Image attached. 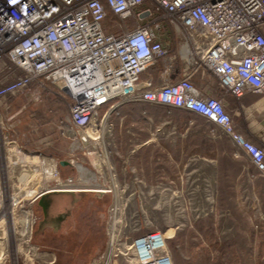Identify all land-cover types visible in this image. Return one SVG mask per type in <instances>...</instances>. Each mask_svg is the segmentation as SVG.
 <instances>
[{"label": "built area", "instance_id": "built-area-1", "mask_svg": "<svg viewBox=\"0 0 264 264\" xmlns=\"http://www.w3.org/2000/svg\"><path fill=\"white\" fill-rule=\"evenodd\" d=\"M110 13L117 28L124 29L123 23L134 15L136 19L116 34L105 24ZM171 35L175 45L170 44ZM158 61L160 73L142 80ZM197 75L201 83L195 82ZM41 79L70 99L69 113L59 125L60 134L72 142L65 166L73 169L76 164L81 179L93 178L73 153L100 149L102 166L94 167L102 182L92 183L89 190L114 195L108 221L113 235L97 264H111L116 257L128 264H175L165 230L148 229L130 199L169 187L130 172L135 147L121 154L113 134V115L120 114L122 104L143 101L200 114L215 125L212 136L227 135L236 156L248 158L256 169L253 178H264V147L238 132L223 100L211 94L219 89L239 101L252 92L264 95V0H0V115L8 96L42 84ZM4 129L3 148L5 142L15 144L20 155L38 156L29 166L21 165L16 206L22 208L29 184H36L32 194L24 195L31 201L75 185L70 176L62 181L60 160L28 154ZM162 132V127L151 130L150 140ZM115 155L122 159L123 173ZM26 170L29 178L22 189ZM37 183L43 185L39 191ZM131 206L137 213L131 214L132 228L127 215ZM257 208L264 220L260 202ZM254 245L249 263L243 264H264V254Z\"/></svg>", "mask_w": 264, "mask_h": 264}, {"label": "rangeland", "instance_id": "rangeland-1", "mask_svg": "<svg viewBox=\"0 0 264 264\" xmlns=\"http://www.w3.org/2000/svg\"><path fill=\"white\" fill-rule=\"evenodd\" d=\"M135 19L136 15L126 22ZM116 21V19L107 20L106 27L110 32L121 34L124 30L115 26ZM170 38V44L175 45L174 36L171 35ZM154 67L161 70L162 61L151 66L141 79L145 80L149 74L155 73ZM41 82L42 84L35 82L27 90L6 98V103L1 109L0 128L2 131L3 126L7 127L3 134L9 139L17 138L18 144L28 154L38 153L46 157H56L60 161L67 160L72 154V142L60 134L59 125L69 113L70 99L49 81L41 79ZM113 134L116 138L115 131ZM116 143L118 144L117 139ZM109 147L114 153L115 143L112 142ZM99 150L90 147L73 153L78 163L90 168L93 178L81 179L76 164L73 165V169L69 167L61 169L64 183L69 176L74 178L75 185L66 187L78 188L79 191L59 192L52 195L50 193L51 216L62 211L60 218H46L44 204L47 195L43 198L44 203L42 199L28 200L22 194V208L18 205L15 213L11 211L10 214V226L15 227L16 233L8 228L10 231L8 238L6 224L0 228V242L6 245V248L3 247V252H0V256L3 255L0 257L3 264H97L103 258L109 249L110 237L113 235L112 231H109L108 221L109 207L114 195L85 191L94 187L92 183L102 182L90 154L92 151L99 153ZM112 159H114L113 154ZM115 160L120 166L121 158L115 155ZM21 165L22 163L12 165V173L7 176V184L10 183L13 194L17 192L18 183L21 181L19 179ZM1 169L0 165V175ZM253 173L256 171L251 167L250 174ZM28 175L29 173H26L22 178V189L26 187V180L29 177L25 178ZM247 179L239 194L230 197L183 194L177 187L167 184L165 187L169 189L166 191L155 188L153 195L146 193L145 197L135 194L130 199L135 201V210L138 211L141 221L149 223L148 229L165 230L166 236L170 238L168 247L174 262H178L179 259L181 264H210L215 241L223 243L231 241L236 248L238 263L242 264L244 258L245 263H249L254 242L260 255L264 254L262 248L264 220L257 210V204L260 202L264 212V190L259 187L264 181L253 176L251 180L248 175ZM49 184L53 186L56 183L50 181ZM35 185L29 184L25 191L35 190ZM41 188H43L42 183H37V190ZM10 193L11 191L9 195ZM142 206L148 207V219L145 217L146 213L142 211ZM131 210L132 212L127 213L130 228L135 224L130 218L131 214L135 213L133 206ZM257 224L258 229H256ZM19 242L22 243L21 253L17 251ZM225 260L231 261L227 256ZM111 264H128V262L116 257Z\"/></svg>", "mask_w": 264, "mask_h": 264}, {"label": "crops", "instance_id": "crops-1", "mask_svg": "<svg viewBox=\"0 0 264 264\" xmlns=\"http://www.w3.org/2000/svg\"><path fill=\"white\" fill-rule=\"evenodd\" d=\"M153 70L155 76L161 71L157 67ZM194 79L196 83L202 81L199 75ZM211 94L223 100L236 130L264 147V95L252 92L239 101L219 89ZM118 111L119 115H113L118 149L125 154L135 147L129 159V170L148 182L172 184L180 193L193 196L230 197L243 189L247 175L252 180L256 174H250V168L255 167L245 155L236 156L237 148L231 139L227 135L212 136L215 125L196 112L143 101L124 103ZM157 127H162L163 132L157 139L150 140V131ZM122 165L123 162L121 171ZM254 178L264 181L259 176ZM259 187L264 190V182ZM51 195L45 197L46 218L58 219L62 211L51 216ZM224 243L215 241L210 264H239L234 243L229 241L231 245L227 249L223 248ZM226 256L230 262L225 260ZM245 261L244 258L242 264ZM175 264H181L179 259Z\"/></svg>", "mask_w": 264, "mask_h": 264}, {"label": "bare ground", "instance_id": "bare-ground-1", "mask_svg": "<svg viewBox=\"0 0 264 264\" xmlns=\"http://www.w3.org/2000/svg\"><path fill=\"white\" fill-rule=\"evenodd\" d=\"M2 138L3 137H2V132H1V128H0V165L2 167V169H1L2 173L0 175V228L2 226H5L4 224H6V232L8 233V238H10L9 237L10 231L8 230V228L11 230V232L16 233V230H14L15 227L10 226V221H11L10 220V214H11V211H12V213H15V211H16L15 209H16V205H17L16 203L18 201V195L17 196L15 195V194H17V192L13 194V192L11 190L12 188L10 186V183H9V185L7 184V178H8L7 176H8V174L11 175L12 169H13L12 165H14L15 163H17V164L22 163L24 165H28V164H30V162L32 163V161H35L36 159H38V156L37 155H34V156L20 155L18 153V149L16 148L15 144H11L8 146V144H6V142H5V147H4L5 153H3L2 150H3L4 144H3ZM90 154L92 156V161H93L94 165H96L97 168L102 166V163H101V160L99 157V153L97 151H92ZM4 161H5V163H4ZM79 166H80V164H79ZM9 178H10V176H9ZM58 189H60V188H58ZM77 189L78 188H63L61 190H55V191H57L55 193L79 191ZM17 190H18V188H17ZM10 191H11V193H10L11 197L9 195ZM85 191H92V190H85ZM98 191H101V190H98ZM30 193H32V192L24 191L23 195H28ZM9 197L11 198V201H10ZM144 212L146 213V216L148 217L149 215H148V208L147 207H144ZM15 220H17V219H15ZM16 222H18V221H16ZM3 247L6 248V245H3L0 242V252L3 250ZM17 251L19 253L22 252V243H20V242L17 245ZM1 256H3V255H1ZM3 260H5V258ZM0 264H3L2 260L0 261Z\"/></svg>", "mask_w": 264, "mask_h": 264}, {"label": "trees", "instance_id": "trees-1", "mask_svg": "<svg viewBox=\"0 0 264 264\" xmlns=\"http://www.w3.org/2000/svg\"><path fill=\"white\" fill-rule=\"evenodd\" d=\"M109 19H114V16L110 13L109 14V16H108V18L106 19V21L107 20H109ZM125 24H124V31H126L129 27L127 26V24H126V22H124ZM64 168H68L67 166H60V169H64ZM62 172V171H61ZM63 174V173H62ZM231 244L230 243H224L222 246H223V248L224 249H227L229 246H230ZM262 248H264V237H263V240H262ZM214 264H226V263H222V262H215Z\"/></svg>", "mask_w": 264, "mask_h": 264}, {"label": "water", "instance_id": "water-1", "mask_svg": "<svg viewBox=\"0 0 264 264\" xmlns=\"http://www.w3.org/2000/svg\"><path fill=\"white\" fill-rule=\"evenodd\" d=\"M60 164H61L62 166L68 165V161H67V160H61V161H60Z\"/></svg>", "mask_w": 264, "mask_h": 264}]
</instances>
